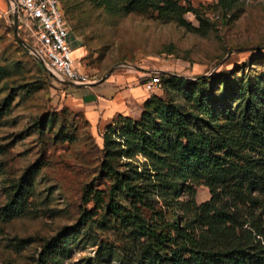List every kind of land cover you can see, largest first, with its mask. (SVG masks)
<instances>
[{
  "label": "rangeland",
  "instance_id": "1",
  "mask_svg": "<svg viewBox=\"0 0 264 264\" xmlns=\"http://www.w3.org/2000/svg\"><path fill=\"white\" fill-rule=\"evenodd\" d=\"M124 1L127 11L115 12L90 0H62L77 68L93 82L141 80L162 71L210 75L212 98L221 108L216 119L253 123L254 132L244 125L234 138L243 152L264 161V0H232L229 7L219 0ZM12 24L8 0H0V264H36L43 244L77 223L62 264H164L150 249V222L159 221L160 211L165 221L191 217L187 206L208 200L209 189L198 179L167 195L153 183L142 186L148 223L123 194L112 200L115 213L102 202L89 203L82 213L81 187L99 171L104 128L86 116L73 86L39 68L30 52L33 39L18 20L25 45L18 42ZM141 87L145 97L157 94L187 106L178 87ZM129 107L122 115L138 119L142 104ZM121 161L154 172L140 153ZM32 166L39 168L33 172ZM257 196L263 206L264 193ZM12 201L19 207L9 212ZM260 218L264 227V214ZM244 228L264 246L263 234L250 223Z\"/></svg>",
  "mask_w": 264,
  "mask_h": 264
},
{
  "label": "trees",
  "instance_id": "2",
  "mask_svg": "<svg viewBox=\"0 0 264 264\" xmlns=\"http://www.w3.org/2000/svg\"><path fill=\"white\" fill-rule=\"evenodd\" d=\"M90 1L115 12L127 11L129 7L124 0ZM231 1L219 3L229 7ZM35 60L48 74L43 64ZM157 75L164 90L178 87L183 91L187 106L152 94L142 103L138 119L114 116L101 135L99 171L81 187L80 210L85 213L89 203L102 202L106 211L115 213L112 200L123 194L133 202L137 217L148 223L141 212L145 199L142 186L153 183L167 195L182 182L198 179L209 189L210 198L200 204L192 200L187 206L192 214L188 218L172 216L165 221L164 212L160 211L159 221L149 224L151 251L164 264H264V246L259 238L251 236L252 230L244 228L250 223L257 235H264L260 223L264 205L257 196L264 193V161L243 152L234 138L236 128L243 131L248 125L254 132L256 126L247 120L242 127L238 121L232 125L216 119L221 108L212 98L210 75L187 78L167 71ZM136 85H143L142 79H137ZM248 89L251 91L252 86ZM247 117L246 107L244 118ZM136 153L150 161L153 173L138 171L130 161H121ZM38 168L32 166L29 170L35 172ZM15 203L11 202L9 212L19 207ZM257 209L261 210L255 216ZM78 228V223L62 227L43 244L36 264H62V256L70 251V238Z\"/></svg>",
  "mask_w": 264,
  "mask_h": 264
},
{
  "label": "built area",
  "instance_id": "3",
  "mask_svg": "<svg viewBox=\"0 0 264 264\" xmlns=\"http://www.w3.org/2000/svg\"><path fill=\"white\" fill-rule=\"evenodd\" d=\"M9 11L17 12L22 30L33 39L31 54L39 60L51 78L76 85L96 83L81 72L71 57L61 0H8ZM149 91L160 87L157 74L143 78Z\"/></svg>",
  "mask_w": 264,
  "mask_h": 264
},
{
  "label": "crops",
  "instance_id": "4",
  "mask_svg": "<svg viewBox=\"0 0 264 264\" xmlns=\"http://www.w3.org/2000/svg\"><path fill=\"white\" fill-rule=\"evenodd\" d=\"M101 81L81 88L73 86L76 93L81 94L79 99L86 116L96 128H104L117 114H129L130 104H142L148 98L138 89L141 86L136 85L137 78L127 81L124 78H110Z\"/></svg>",
  "mask_w": 264,
  "mask_h": 264
},
{
  "label": "water",
  "instance_id": "5",
  "mask_svg": "<svg viewBox=\"0 0 264 264\" xmlns=\"http://www.w3.org/2000/svg\"><path fill=\"white\" fill-rule=\"evenodd\" d=\"M12 28H13V31L15 33V37L18 40V42H20L21 44L25 45L24 41L18 36V32H17V30H18V14H17L16 11L13 12V24H12ZM101 80H103V78ZM65 83H67V84H69L71 86L78 87V88L85 87V86H90L91 84H93V83H89V84H86V85L85 84L76 85V84H74L72 82H65Z\"/></svg>",
  "mask_w": 264,
  "mask_h": 264
}]
</instances>
